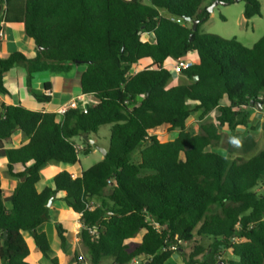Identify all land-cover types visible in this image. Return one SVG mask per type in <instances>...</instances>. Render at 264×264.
I'll return each mask as SVG.
<instances>
[{
	"label": "trees",
	"instance_id": "trees-1",
	"mask_svg": "<svg viewBox=\"0 0 264 264\" xmlns=\"http://www.w3.org/2000/svg\"><path fill=\"white\" fill-rule=\"evenodd\" d=\"M216 1L244 2L246 19L261 15L257 0H0V33L5 25H23L37 48L31 58L19 50L0 58V95H10L5 74L18 67L28 92L48 104L51 97L33 87L35 75L66 76L86 66L81 91L97 102L86 112L78 108L64 115L1 105L0 151L15 181L7 208L0 173L1 264H31L24 233L57 263L43 231L53 197L79 215L91 264H173L169 260L182 253L181 243L196 237L212 243L182 253L183 264H226L222 250L236 257L228 264H264V194L256 191L264 180V150L248 160L208 151L221 141L220 128H247L257 105L264 108V36L246 47L200 33ZM193 21H201L196 32ZM192 52L200 62L181 70L191 83L169 87L166 63ZM145 60L151 65L131 73ZM51 86L46 83L44 90ZM195 110H202L201 118L219 115L192 134L187 126ZM105 125L112 128L104 159L78 177L60 171L39 190L45 167L74 166L91 155L95 149L83 137ZM163 126L179 131L177 138L163 142L150 134ZM17 133L27 142L6 148ZM18 166L23 170L17 172ZM55 229L67 254V230L59 223ZM143 230L140 243L131 246L128 241ZM74 264H83L77 254Z\"/></svg>",
	"mask_w": 264,
	"mask_h": 264
},
{
	"label": "rangeland",
	"instance_id": "rangeland-1",
	"mask_svg": "<svg viewBox=\"0 0 264 264\" xmlns=\"http://www.w3.org/2000/svg\"><path fill=\"white\" fill-rule=\"evenodd\" d=\"M145 4H149V0H142ZM260 5L261 15L258 17H253L252 19H246L244 15L245 4L244 2H234V4L227 5H217L213 7L209 5L208 10L213 8L210 11V18L202 23L200 27V33H208L219 35L226 39H236L240 43H242L246 47H253L263 36H264V0H257ZM145 38H149L148 36ZM16 47V51L19 46L11 45L7 51H12V49ZM15 49V48H14ZM1 55V54H0ZM6 54L3 55L5 57ZM2 57V56H0ZM147 61L139 64L138 66H134L131 73L139 72L143 70ZM141 66V67H140ZM17 68V67H16ZM167 70H169L172 74V81L169 83V87L175 85H187L190 84L191 81L184 77L180 70H176L175 63H166ZM21 69V68H20ZM90 103L96 104V100L92 98H88ZM219 115L218 111H215L208 116H202V110L194 111L191 116L187 130L192 134H198L201 132L202 124L211 123L215 121V117ZM111 126L105 125L100 127L98 134L88 136L89 139L95 141V145H93L95 151L85 157L81 156L79 158V164L74 166H61L60 163H53L48 165L42 170L43 179L39 182L38 188L42 189L44 186L51 185V181H53L54 173L58 167H62V171H68L72 175H75L73 171L75 170H88L90 167L98 163L101 159L104 158V154L97 147H101L106 149L109 145L110 136H111ZM220 133L222 135L221 141L214 146L209 147V152H215L228 158H242L244 160H248L253 157L260 151L264 150V108L261 110L256 108L254 114L250 117V122L247 128L239 127L236 131L231 132L228 127L220 128ZM151 135H157L159 139L163 142L171 141L179 135V131H171L169 126H163L159 129H155L150 131ZM18 133L14 134L12 139L6 144V146H15L18 147L22 145L25 140H21L18 137ZM82 138L78 137L75 139L76 143L82 147L83 142ZM5 154L0 151V160L6 159ZM140 161L139 153L135 154L134 162ZM50 166V167H49ZM52 166V167H51ZM23 168H18L16 171L20 172ZM0 173L2 176V185L4 190V204L7 208L12 207V188L15 183L13 178L9 175L6 166H2L0 162ZM81 173V171H80ZM257 192L264 194V180L260 183ZM60 196V195H59ZM61 197V196H60ZM65 203L60 200L55 201L50 209V217L51 220L48 224H46L45 232L48 236V239L52 246V252L50 254L51 257H57V263H53L51 260L46 259L44 255L40 252V250L36 247L34 240L30 233H24L25 238L29 241V247L31 248V255L28 258V262L31 264H74L75 262V254L80 257V260L83 264H91L90 257L87 254V249L83 246L81 242V238L79 235L82 224L80 223L79 215L75 214L71 209L65 207ZM63 224L67 230V238L70 242V249L67 254H64L60 243L58 241V236L56 233V224ZM146 230L140 232L136 238L128 241L131 246H136L140 243L141 238L145 234ZM212 243L210 238H202L196 237V242L193 243H181L183 249L182 253L190 254L194 245L199 244L203 247L207 248ZM182 253H175L169 260V262L173 264H183V255ZM222 261L228 262L230 260L236 259V257L229 250H222ZM138 261H134L132 264H137ZM1 264V263H0ZM101 264H113L112 260H103Z\"/></svg>",
	"mask_w": 264,
	"mask_h": 264
},
{
	"label": "crops",
	"instance_id": "crops-1",
	"mask_svg": "<svg viewBox=\"0 0 264 264\" xmlns=\"http://www.w3.org/2000/svg\"><path fill=\"white\" fill-rule=\"evenodd\" d=\"M143 2V1H142ZM144 3V2H143ZM145 4V3H144ZM148 35H145L147 37ZM146 38L150 42H154V39L151 36ZM11 45L19 46L17 51L24 53L28 57H34L36 55L37 48L34 42L29 39L24 34V27L20 24H12L5 25L3 29V37L0 38V58H4L3 55H9L10 53L16 51V47L12 49V51H7ZM5 56V57H6ZM185 59H189L198 64L200 62V58L197 52L189 53ZM147 61L145 66L151 65V60ZM174 60L170 59L168 63L173 64ZM141 67V66H140ZM86 70V66H77L70 74L68 75H52L50 73H37L35 75L34 89L41 94H45L51 97V102L48 104H40L27 90V78L24 71L20 68H14L10 72L5 74V86L10 92V95L2 96L0 95V114H1V105L2 104H15V105H23L29 110L32 111H40V112H55L59 110L62 106H65L73 99H77L79 97L84 98L88 101V96L83 95L81 88V78ZM46 83H51L50 91H45L44 86ZM23 140L22 135L19 133L18 137ZM27 141H25L22 145H24ZM8 143V142H7ZM5 147H15V146H6ZM22 145L15 147L19 148ZM104 159V158H103ZM102 160V159H101ZM2 166H6L7 168V159L0 160ZM79 164V163H78ZM76 164V165H78ZM50 167V166H49ZM52 167V166H51ZM22 168L18 166L16 169ZM62 167L56 168L54 173V177L61 171ZM81 171V173H80ZM75 175L73 177L81 176L83 170H75L73 171ZM43 188V187H42ZM45 231V229H43ZM27 240V239H26ZM28 241V240H27ZM29 242V241H28Z\"/></svg>",
	"mask_w": 264,
	"mask_h": 264
},
{
	"label": "built area",
	"instance_id": "built-area-1",
	"mask_svg": "<svg viewBox=\"0 0 264 264\" xmlns=\"http://www.w3.org/2000/svg\"><path fill=\"white\" fill-rule=\"evenodd\" d=\"M1 37H3V32L0 33V38ZM174 63L176 66L175 69L180 70V71L182 69L185 70L187 68H190L191 66L195 64L194 61L189 60V59H184V58L181 60H175ZM89 104H90L89 101L85 100L82 97H79L77 99H73L65 106H62L59 110L56 111V113L59 115H64L67 111L71 109H78V108H82L84 112H86Z\"/></svg>",
	"mask_w": 264,
	"mask_h": 264
},
{
	"label": "water",
	"instance_id": "water-1",
	"mask_svg": "<svg viewBox=\"0 0 264 264\" xmlns=\"http://www.w3.org/2000/svg\"><path fill=\"white\" fill-rule=\"evenodd\" d=\"M227 4H228V3H224V2L216 1V2L213 3V7H215V6H217V5H227ZM212 10H213V8H211L210 10H208L209 13H210V11H212ZM186 22H189V23H190V22H192V19L189 18V19H187ZM199 22H201V21H193V31H194V32L197 31V28H198V24H199ZM191 41H193V34L191 35ZM39 49H41V47H40ZM197 79H198V78H196V80H197ZM257 106H258V108H259L260 110L263 108L261 104H258ZM83 138L86 140V142H87L89 145H91V146L95 145V141L89 139V137H88L86 134L84 135ZM97 148L103 152L104 156L107 155V152H108L107 149H104V148H101V147H97ZM54 200H55L54 197L50 200V202H49V204H48V207H49V208H50L51 205L54 203ZM5 236H6V234H5Z\"/></svg>",
	"mask_w": 264,
	"mask_h": 264
}]
</instances>
